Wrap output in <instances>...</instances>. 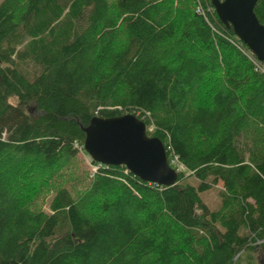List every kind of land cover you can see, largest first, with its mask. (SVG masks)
<instances>
[{
  "label": "trees",
  "instance_id": "obj_1",
  "mask_svg": "<svg viewBox=\"0 0 264 264\" xmlns=\"http://www.w3.org/2000/svg\"><path fill=\"white\" fill-rule=\"evenodd\" d=\"M254 11L264 24V0ZM250 53L211 0H0V264H258ZM124 114L163 143L175 186L79 161L91 119Z\"/></svg>",
  "mask_w": 264,
  "mask_h": 264
},
{
  "label": "water",
  "instance_id": "obj_2",
  "mask_svg": "<svg viewBox=\"0 0 264 264\" xmlns=\"http://www.w3.org/2000/svg\"><path fill=\"white\" fill-rule=\"evenodd\" d=\"M257 2L211 0V6L218 20L264 63V24L255 15ZM83 131V149L91 161L104 167L123 166L146 183L163 187L177 184V170L168 161L163 143L148 137L145 124L133 114L112 118L95 116Z\"/></svg>",
  "mask_w": 264,
  "mask_h": 264
},
{
  "label": "rangeland",
  "instance_id": "obj_3",
  "mask_svg": "<svg viewBox=\"0 0 264 264\" xmlns=\"http://www.w3.org/2000/svg\"><path fill=\"white\" fill-rule=\"evenodd\" d=\"M33 114L35 111L33 110ZM79 161H82L83 166L86 167V169L89 171L90 174L94 173V165L90 162L91 159L83 153L79 152L78 154ZM180 170L183 169V167H179ZM192 183V182H191ZM196 185L197 183H192ZM222 187V183L220 181H216L213 185H209L208 189L205 193L202 194L203 199L205 200V203L208 205V207L212 210L217 209L219 205V194L218 191ZM46 209V207L44 206ZM257 258H258V264H264V252L262 249L257 248Z\"/></svg>",
  "mask_w": 264,
  "mask_h": 264
},
{
  "label": "built area",
  "instance_id": "obj_4",
  "mask_svg": "<svg viewBox=\"0 0 264 264\" xmlns=\"http://www.w3.org/2000/svg\"><path fill=\"white\" fill-rule=\"evenodd\" d=\"M197 10H198V12L204 14L203 9L198 8ZM247 56L253 62V64L256 66V68L264 73V65L261 62H259L251 53L247 54ZM75 146H76V144H75ZM99 166H101V165L98 164L97 166H94V171L97 170L99 168Z\"/></svg>",
  "mask_w": 264,
  "mask_h": 264
}]
</instances>
